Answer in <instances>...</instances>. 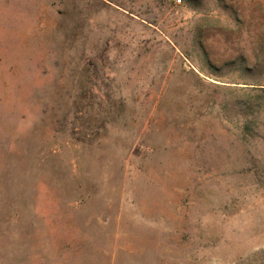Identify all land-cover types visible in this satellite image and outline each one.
Returning a JSON list of instances; mask_svg holds the SVG:
<instances>
[{
  "label": "rangeland",
  "instance_id": "374dc122",
  "mask_svg": "<svg viewBox=\"0 0 264 264\" xmlns=\"http://www.w3.org/2000/svg\"><path fill=\"white\" fill-rule=\"evenodd\" d=\"M0 264H264V0H0Z\"/></svg>",
  "mask_w": 264,
  "mask_h": 264
}]
</instances>
